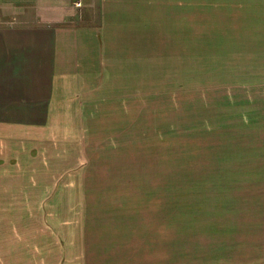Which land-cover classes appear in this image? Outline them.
<instances>
[{"label": "rangeland", "instance_id": "1", "mask_svg": "<svg viewBox=\"0 0 264 264\" xmlns=\"http://www.w3.org/2000/svg\"><path fill=\"white\" fill-rule=\"evenodd\" d=\"M76 2L83 61L60 63L58 108L0 166L20 187L2 249L264 264V0Z\"/></svg>", "mask_w": 264, "mask_h": 264}, {"label": "crops", "instance_id": "2", "mask_svg": "<svg viewBox=\"0 0 264 264\" xmlns=\"http://www.w3.org/2000/svg\"><path fill=\"white\" fill-rule=\"evenodd\" d=\"M76 1L0 0V166L18 163L15 134L39 127L58 108L54 97L60 63L82 60L77 51L81 30L73 25L81 16ZM12 131L15 136L7 135ZM20 139L24 143L25 138ZM23 146L27 152L28 146ZM32 147L31 141L29 150ZM16 181L15 173L0 172V211H11L9 206L15 204L10 199H16L20 188ZM33 259L29 251L0 246V264H34Z\"/></svg>", "mask_w": 264, "mask_h": 264}, {"label": "built area", "instance_id": "3", "mask_svg": "<svg viewBox=\"0 0 264 264\" xmlns=\"http://www.w3.org/2000/svg\"><path fill=\"white\" fill-rule=\"evenodd\" d=\"M77 4H79V3L77 2Z\"/></svg>", "mask_w": 264, "mask_h": 264}]
</instances>
